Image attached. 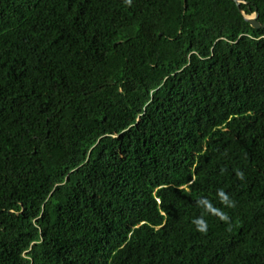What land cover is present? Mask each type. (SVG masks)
Returning a JSON list of instances; mask_svg holds the SVG:
<instances>
[{
    "label": "trees",
    "instance_id": "trees-1",
    "mask_svg": "<svg viewBox=\"0 0 264 264\" xmlns=\"http://www.w3.org/2000/svg\"><path fill=\"white\" fill-rule=\"evenodd\" d=\"M0 264H264V30L231 0H0Z\"/></svg>",
    "mask_w": 264,
    "mask_h": 264
},
{
    "label": "water",
    "instance_id": "water-1",
    "mask_svg": "<svg viewBox=\"0 0 264 264\" xmlns=\"http://www.w3.org/2000/svg\"><path fill=\"white\" fill-rule=\"evenodd\" d=\"M233 1L236 6L238 7L239 11L245 16L246 21L257 30H264V24L259 22V13L256 11L253 15L247 16L244 11L241 10L242 4H248L247 2H244L243 0H231Z\"/></svg>",
    "mask_w": 264,
    "mask_h": 264
},
{
    "label": "clouds",
    "instance_id": "clouds-1",
    "mask_svg": "<svg viewBox=\"0 0 264 264\" xmlns=\"http://www.w3.org/2000/svg\"><path fill=\"white\" fill-rule=\"evenodd\" d=\"M129 2H130V0H129ZM221 218H222V219H225V220L227 219V217H221Z\"/></svg>",
    "mask_w": 264,
    "mask_h": 264
}]
</instances>
